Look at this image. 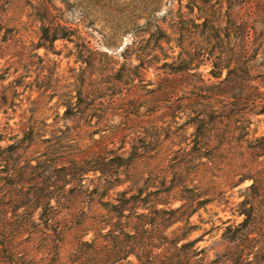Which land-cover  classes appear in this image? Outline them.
Segmentation results:
<instances>
[{
    "label": "rangeland",
    "instance_id": "rangeland-1",
    "mask_svg": "<svg viewBox=\"0 0 264 264\" xmlns=\"http://www.w3.org/2000/svg\"><path fill=\"white\" fill-rule=\"evenodd\" d=\"M0 264H264V0H0Z\"/></svg>",
    "mask_w": 264,
    "mask_h": 264
},
{
    "label": "trees",
    "instance_id": "trees-1",
    "mask_svg": "<svg viewBox=\"0 0 264 264\" xmlns=\"http://www.w3.org/2000/svg\"><path fill=\"white\" fill-rule=\"evenodd\" d=\"M155 27H156V35H155L156 39L157 40L162 39L165 36L163 29L158 24H156ZM48 33H49V28L47 26H44L41 30V38L45 40H54L58 37L56 34L50 37ZM61 37H66V34L61 35Z\"/></svg>",
    "mask_w": 264,
    "mask_h": 264
}]
</instances>
